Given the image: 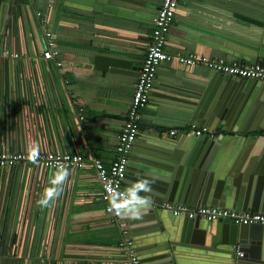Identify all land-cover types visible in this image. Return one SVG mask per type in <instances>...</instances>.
I'll list each match as a JSON object with an SVG mask.
<instances>
[{
  "label": "crops",
  "instance_id": "crops-1",
  "mask_svg": "<svg viewBox=\"0 0 264 264\" xmlns=\"http://www.w3.org/2000/svg\"><path fill=\"white\" fill-rule=\"evenodd\" d=\"M160 2L96 0L102 10L94 12L78 0L70 5L65 0H0V49L11 45L29 55L36 52L31 18L34 12L43 11L46 27L56 37L62 56L63 77L69 83L64 86L55 73L61 97V129L49 133L46 147L79 152L84 157L82 168L70 173L63 184L69 196L65 224V236L71 233L66 237L69 242L113 244L121 238L117 226L116 232L107 227L112 222L103 212L104 202L91 159L95 157L105 166L113 160L117 134L126 117ZM263 35L264 0H180L164 49L246 64L257 52ZM257 63L264 65L261 59ZM214 74L203 66L163 63L158 67L147 106L141 113L139 135L130 152L135 166L147 159L152 135L178 139L182 133L170 135L168 130L188 126L187 116L182 117L179 110L193 97L178 89H203V80ZM67 91L84 108L85 119L81 122L76 119ZM215 92H221L218 85L212 96ZM194 125L197 127L198 122ZM239 150L235 148L225 155V161L221 159L226 169L236 163ZM53 173L46 172L47 187ZM216 248L219 252L214 256L210 255L213 251H208L205 253L209 255L203 257L213 264H223L221 245Z\"/></svg>",
  "mask_w": 264,
  "mask_h": 264
},
{
  "label": "built area",
  "instance_id": "built-area-1",
  "mask_svg": "<svg viewBox=\"0 0 264 264\" xmlns=\"http://www.w3.org/2000/svg\"><path fill=\"white\" fill-rule=\"evenodd\" d=\"M180 0H161L156 11L151 39L132 89L124 123L119 130L113 160L105 166L93 157L100 185L103 212L116 224L121 238L113 244L69 242L65 236L69 196L62 187L61 194L48 208H41L37 201L46 186V172H54L57 162H64L69 173L82 168L84 157L79 152L46 147L49 133L61 129L60 93L55 73L63 85V62L56 37L46 27L43 11L32 15L35 51L29 55L14 46L0 49V264H141L134 240L129 236L125 222L109 211V194L113 188L124 189L128 158L139 132L141 113L146 108L154 85L156 71L163 63L178 66H203L213 72L254 79L264 83V65L207 58L198 54L170 53L165 51L169 29ZM68 100L75 107L76 119H85L84 108L76 96L68 92ZM192 131L196 136L205 128L194 124L168 130L170 135ZM37 141L40 155L37 163L26 158V149ZM50 185V184H49ZM162 207L173 216L205 221L225 219L236 224H260L264 227V213L237 211L216 205L192 208L186 205ZM37 216L39 218H37ZM236 256L242 252L236 251Z\"/></svg>",
  "mask_w": 264,
  "mask_h": 264
},
{
  "label": "water",
  "instance_id": "water-1",
  "mask_svg": "<svg viewBox=\"0 0 264 264\" xmlns=\"http://www.w3.org/2000/svg\"><path fill=\"white\" fill-rule=\"evenodd\" d=\"M74 1L65 0V4ZM78 1L91 11L102 10L96 0ZM258 59L264 62V35L246 64ZM203 81V89L178 91L193 97L184 102L180 115L187 116L188 126L198 122L197 128H205V133L196 136L184 131L171 140L152 135L147 159L138 166L129 155L123 187L143 177L152 179L154 190L153 203L141 219H122L141 264H213L203 254L213 251L210 255L214 256L219 245L223 264H264V227L260 224L188 219L162 207L164 203L192 208L216 205L264 213V83L221 72ZM217 85L221 92L212 96ZM235 148L241 150L237 161L226 169L221 159L225 161ZM236 251L242 254L236 256Z\"/></svg>",
  "mask_w": 264,
  "mask_h": 264
},
{
  "label": "clouds",
  "instance_id": "clouds-1",
  "mask_svg": "<svg viewBox=\"0 0 264 264\" xmlns=\"http://www.w3.org/2000/svg\"><path fill=\"white\" fill-rule=\"evenodd\" d=\"M40 155V145L37 141L26 149V158L31 163H37ZM69 167L64 162L54 165L53 177L50 185L44 189L37 205L41 208L50 207L61 194L63 184L68 179ZM153 181L151 178H138L130 181L126 188L117 190L113 188L109 194L110 208L121 219H141L153 203Z\"/></svg>",
  "mask_w": 264,
  "mask_h": 264
},
{
  "label": "rangeland",
  "instance_id": "rangeland-1",
  "mask_svg": "<svg viewBox=\"0 0 264 264\" xmlns=\"http://www.w3.org/2000/svg\"><path fill=\"white\" fill-rule=\"evenodd\" d=\"M37 218H39V217L37 216ZM115 226H116V224L112 223L111 226H109V224H108L107 227L111 229V232H116V227ZM70 235H71V233H67L66 237L68 238V237H70ZM92 237H95V236H92ZM98 242H100V241H98Z\"/></svg>",
  "mask_w": 264,
  "mask_h": 264
}]
</instances>
